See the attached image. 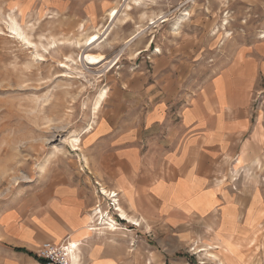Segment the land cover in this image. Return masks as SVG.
<instances>
[{
  "label": "rangeland",
  "instance_id": "obj_1",
  "mask_svg": "<svg viewBox=\"0 0 264 264\" xmlns=\"http://www.w3.org/2000/svg\"><path fill=\"white\" fill-rule=\"evenodd\" d=\"M95 33L100 39L83 46ZM82 52L105 60L85 64ZM235 64L252 80L251 120L264 131V0H0V264H42L13 250L14 224L48 208L52 187L66 183L91 198L84 227L55 241L25 237L34 254L44 241L76 237L78 264H264V146L218 176L232 181V194L257 197L255 211L243 205L241 225L229 222L219 239L213 221L196 223L191 238L164 232L148 205L140 213L149 219L127 223L114 210V199L124 209L118 192L105 197L88 171L90 143L116 106L141 112L163 99L177 109ZM96 206L115 231L99 224Z\"/></svg>",
  "mask_w": 264,
  "mask_h": 264
},
{
  "label": "crops",
  "instance_id": "obj_2",
  "mask_svg": "<svg viewBox=\"0 0 264 264\" xmlns=\"http://www.w3.org/2000/svg\"><path fill=\"white\" fill-rule=\"evenodd\" d=\"M245 71L239 64L222 68L199 95L174 110L163 99L141 112L116 106L102 118L86 168L118 192L131 217L149 219L140 212L151 206L163 221L161 230L175 237L195 236V224L202 229L204 221L216 224L218 239L227 234L229 222L237 230L246 217L242 206L252 213L257 197L232 194V181L218 176L226 165L254 160L264 146V131L251 120L253 84ZM50 195L48 208L31 211L24 225L14 224L21 235L13 236L14 247L26 249L25 237L32 234L38 241H55L84 227V211L91 205L85 191L66 183L53 186Z\"/></svg>",
  "mask_w": 264,
  "mask_h": 264
},
{
  "label": "bare ground",
  "instance_id": "obj_3",
  "mask_svg": "<svg viewBox=\"0 0 264 264\" xmlns=\"http://www.w3.org/2000/svg\"><path fill=\"white\" fill-rule=\"evenodd\" d=\"M116 10L111 12L109 15H110V20L111 22L115 19L116 17ZM12 29L14 32H16L15 34L19 35V32H17V29L19 31V28L16 27V24L15 22L12 23ZM109 29V26L107 27L106 31L104 32V34L107 32V30ZM22 34V33H21ZM263 37V36H262ZM100 39V36L98 34H93L89 37H87V39L85 40L84 42V45L83 46H86V47H89V46H92L94 45L98 40ZM54 42V41H53ZM79 46V45H78ZM80 60L81 62L85 63V64H99L101 62H103L105 60L104 58V55L101 54V53H97V54H94V53H89V52H82L80 54ZM115 61V60H114ZM114 64V63H113ZM112 66V65H110ZM105 98V91L104 92H101L99 94V99H97V102H96V107L95 108H99V104L100 102H102V100ZM101 107V106H100ZM98 110V109H96ZM97 112V111H95ZM79 139V138H78ZM77 138H74V140H78ZM76 144L72 143V147L74 150H77L79 149L78 147H75ZM102 194L109 197V195H111L112 197H116V193L115 191H112V190H108V189H105L104 187L101 188V192ZM115 202V211L118 213V216L119 218L125 220L127 223H130L134 226H139L141 225L139 220L138 219H135L131 216H129L125 210L121 207V205L119 204V202L117 201V199H114ZM99 206H96L94 207L92 210L95 211V215H98V219H100V225H107L106 229H108L110 232L112 231H115L117 229V224H116V221L114 220V218L109 214L108 211H105L106 213L104 214V211H102L100 209V207L98 208ZM93 229H99V228H94ZM101 229V228H100ZM87 231H84V229L82 231H84V234H87L88 230L90 229H85ZM92 230V229H91ZM89 233V232H88ZM77 242V239L76 237L69 240L68 242V254L69 257H70V260L72 262V264H78L79 263V255H78V250H79V246H78V243ZM199 251H202V249H200ZM80 259V258H79Z\"/></svg>",
  "mask_w": 264,
  "mask_h": 264
},
{
  "label": "built area",
  "instance_id": "obj_4",
  "mask_svg": "<svg viewBox=\"0 0 264 264\" xmlns=\"http://www.w3.org/2000/svg\"><path fill=\"white\" fill-rule=\"evenodd\" d=\"M67 246V238L58 245L51 241H44L34 255L37 259L46 260L45 264H70Z\"/></svg>",
  "mask_w": 264,
  "mask_h": 264
},
{
  "label": "trees",
  "instance_id": "obj_5",
  "mask_svg": "<svg viewBox=\"0 0 264 264\" xmlns=\"http://www.w3.org/2000/svg\"><path fill=\"white\" fill-rule=\"evenodd\" d=\"M14 251H17V252H23V253H26L27 255L33 257L34 259H36L37 261H39L40 263L42 264H45L47 261L44 260V259H37L34 255V253H32L31 251L25 249V248H21V247H14L13 248Z\"/></svg>",
  "mask_w": 264,
  "mask_h": 264
}]
</instances>
